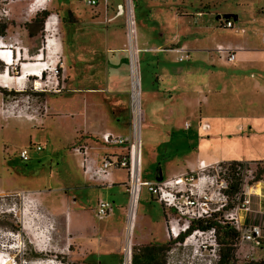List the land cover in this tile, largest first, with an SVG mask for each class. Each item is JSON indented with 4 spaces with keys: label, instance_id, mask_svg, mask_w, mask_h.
I'll return each mask as SVG.
<instances>
[{
    "label": "rangeland",
    "instance_id": "rangeland-1",
    "mask_svg": "<svg viewBox=\"0 0 264 264\" xmlns=\"http://www.w3.org/2000/svg\"><path fill=\"white\" fill-rule=\"evenodd\" d=\"M122 1L124 3V0H96V4L91 7L85 0H0V22L7 24L6 34L0 36L6 46L2 42L0 46L8 49L12 47L14 54V50L20 49L19 59L15 60L13 55L11 65L0 60V73H6L8 67L11 76H20L23 61L33 60L38 53L42 54L45 67L48 68L41 79L29 77L12 86L0 84L2 263L129 264L131 245L142 242L166 243L171 240L165 264H215L218 245L213 242L212 236L202 232L193 237L189 234L181 242H173L175 238L166 233L170 222L177 221L175 225L181 228L189 220V215L208 207L211 211L219 208L218 215L232 225L227 215L236 206L239 194L227 197L224 192L229 163L233 160L242 161L245 163L244 168H249L250 171H254L257 166H264L263 129L239 134L223 133L230 131L229 127L237 120L236 116L252 112L264 117V94L255 91L253 83H241L231 80L228 75L226 77L220 66L211 64L212 58L209 57L211 53L215 62L223 64L226 61L220 60L214 49L210 50L216 44L234 42L244 35H250L253 40H261L264 0H125L124 11H120V14L124 13L121 25L124 26L127 21L128 40L137 33L139 43L142 38H146L150 40L148 45L169 41L164 45L168 46L175 42L171 40L174 35L184 40L185 35L193 33L187 36L193 50L188 51V57L183 61L175 58L174 54L147 49L136 52L138 54L135 61L130 53L133 75L138 74L139 70L142 106L146 113V121H142L140 125L139 138L138 131L136 133L135 151H139L138 139L141 151L140 178L159 184L168 181L165 188L175 189L177 186L170 184L173 183L171 181L182 177V182L177 185L183 186L178 195L183 212L178 208L165 209L147 186H142L136 210L131 205L128 213L126 205L117 235L103 234L88 239L73 237L66 228L65 219L72 207H75L77 199L86 207H94L99 196L112 200L110 191L105 187H89L93 183H98L99 186H105L104 184L83 180V171L73 148L89 145L94 140L87 125L96 113L90 105L86 107L87 96L91 94L89 90L95 88L88 85L90 70L87 59L90 57L87 52L88 45L94 44L91 47L103 50L104 54V46L101 44L96 47L99 41L89 37V33L96 29L109 31L118 28L119 24L115 21L116 6ZM31 6L36 7L32 13L29 10ZM71 8H82L80 13L87 16L76 19L75 11ZM44 9L49 11V15L43 26L35 22L29 27L36 31L34 36H30L25 24ZM4 11L6 14L2 15ZM196 13L203 14V17H198L200 21H207L201 29ZM100 15V20H93ZM49 17L52 26L47 28L45 22ZM227 19L234 23L233 28L222 27L220 22ZM243 25L246 33L239 31ZM258 30H261L260 33ZM160 32L163 33V38L159 37ZM71 48L84 52V62H81L78 69L65 63L63 50L67 56ZM158 57L161 64L193 70L190 74L172 76V80L170 77L177 88L170 105L174 113L167 120V125L172 127L166 128V123L160 119V132L148 128L149 113L155 112V107H149L150 104L148 108L145 106V99L151 92L153 66ZM98 73L104 74L105 69ZM99 80L96 88L103 91L97 92L98 112L105 123V113L107 116L111 114V100L113 98L116 101L117 96L108 94L111 90L106 87L105 75L99 77ZM198 89L208 99V103L203 106L201 119L207 120L204 122H208L209 127L205 130L207 133L200 137H197L200 123L198 113L193 112L186 103L187 97L197 95ZM116 108L118 114L119 111L123 115L129 113L127 106L116 104ZM218 119H222L226 128H218ZM111 122L115 126L120 124L115 119ZM210 125L213 126L212 132ZM245 125L240 124L238 128L242 129ZM216 130L222 134L214 133ZM203 140L208 142L207 147L202 144ZM216 140L223 142L217 146ZM201 141L202 157L199 160L197 158V161L193 159L197 162L194 167L184 168L188 164L184 154L190 156L196 152ZM188 142L194 144L186 147ZM37 145H40V150H36ZM108 145L110 148L119 146ZM22 149L28 151L29 159L26 161L20 158ZM172 156L174 159L170 160ZM201 160L203 162L199 165ZM136 162L134 173L137 169ZM244 168L242 190H245L247 183L250 205L246 212H242L243 221L245 224H259L264 228V185L259 186L258 193L254 192L256 184L264 183V179L254 181V175ZM204 197L209 200L203 202ZM112 213L111 219H97L93 211V223L96 227L117 228V204ZM163 213L165 219L162 223ZM149 228L154 230L150 236ZM245 247L243 245V249L238 250L236 246L235 264H260L264 261V238L261 246L250 254H244Z\"/></svg>",
    "mask_w": 264,
    "mask_h": 264
},
{
    "label": "crops",
    "instance_id": "crops-1",
    "mask_svg": "<svg viewBox=\"0 0 264 264\" xmlns=\"http://www.w3.org/2000/svg\"><path fill=\"white\" fill-rule=\"evenodd\" d=\"M124 4H125V0L124 3L123 1L118 2L116 6L117 14L115 17V21L117 22V25L119 24L118 28L109 31H104V30L101 31L99 29H96L89 33L90 34L89 37L91 36V38L93 39L96 40L98 39L99 42L97 43L96 47L101 44L102 46H104V54H103V50L98 51L95 50L93 47H91L94 44L88 45L89 51L87 52L88 56L90 57V59L89 58L87 59V62H89V70H90L88 76L89 78L87 79L88 85L94 86L95 88L93 90H89L91 94L87 96L86 107L90 105L93 108V110L96 112L94 114V117L92 118L93 120L90 123L87 122L88 130L94 136V140H92L88 146L90 151V157L96 159L98 162H100L102 156L104 155H110V154L120 155L126 152V149L123 146H116L113 148L108 147L109 145L101 140L99 134L104 131H110L122 137H127L129 135V122H128L129 113L128 115L126 114L123 115L124 113H121L122 111H119L118 114V108H116V104L117 106L121 105V106L129 107L128 91L130 85V73H129L130 53L135 58L132 60L137 61L138 53L136 52H139L144 49L156 51V52L162 51L166 53H171L174 54L175 58L178 56V54L169 49L178 46H184L185 48L188 49L189 52L193 50L191 48V44L187 40V36H191L193 35V33H189L185 35L184 40H182V38H180L178 35H174L171 40L172 41L175 40V42L173 44H168V46H164V45L166 44V42L170 43L169 41L163 42V44L148 45L150 43V40L146 38H142L140 44L138 42L137 33L136 36L130 37L129 39L130 41H129L127 21L124 26L121 25L124 22L123 18L121 17L124 13L121 14L120 12L118 13V11H124L123 10ZM71 9L73 12L75 11L76 19H80L83 18V16L84 17L87 16L83 13H80L82 8H75V9L71 8ZM261 9L263 10V8ZM196 14L197 15L195 16L197 17L196 18L197 22H199L201 19H198V17H203V14H199V13ZM101 17L102 16L100 15V17L95 18L93 20L94 21L100 20ZM90 19H92L91 16ZM254 20L255 18L253 17L252 21ZM204 23L207 24V21L202 20L199 22L200 29L204 27L203 26ZM261 30L263 31V34H261L262 35L261 40H253V38L250 35H244L241 36L240 39H238L237 41L226 42L222 44V45L230 46L231 48L235 49V59L233 61L219 64L215 62V60H213L214 57L211 55V53L209 57L212 58L211 64L213 65L217 64L218 66H220L221 71L224 73L225 76L228 75L231 80L234 79L241 83L242 82L243 83L246 82L247 84L253 83L252 85L253 89L255 91H261L262 94H264V21L262 23ZM261 30H258L257 32L260 33ZM239 31L242 33H246V29L244 28V25L239 29ZM159 37L163 38L162 32L159 33ZM213 49L214 47L211 48L210 50ZM63 56L65 59V63L67 65L68 64L73 65V69H78L80 67L81 62L82 63L84 62L82 61L84 59V52H81L79 49L76 50L75 48L73 49L71 48L67 56L65 55V51L63 50ZM159 59L160 58L158 57L155 66H153L154 71L152 72V84H151L152 86L150 90L151 92H150V96H147L148 98L146 97L145 99V106L148 108V105L150 104L149 107H151L152 105H154L155 107L154 108L155 112L151 114L149 113L150 121L147 124L148 128L160 132L158 127V125H162L160 119H162L166 123V125H164L166 128L172 127L167 125L168 124L167 120H169L170 115L174 113V110L170 108V105L172 103L171 101L174 100V96L177 88L174 82L170 81V77L172 80V76H177V75L179 76L182 73L190 74L192 73L193 70L188 68L184 69L183 67L176 68L174 66L161 64ZM102 69H105V73L104 74L98 73V71H102ZM104 75L107 81L106 87H108V89L111 90V92L108 93L106 89V93L112 95V97L117 96L116 101L113 98L111 100L112 102V105H110L112 109L110 111L111 114L107 116V113H105L106 114L105 123L103 122V119L99 117V112H98L99 95H97V92H102L103 90L100 88H96L99 85L98 83L99 77ZM239 98H237V100H239ZM79 100L81 101V99ZM186 100H187L186 101L187 105L193 109V112L198 113L199 116L198 119L200 123H199V131L197 137H200V135L207 133L201 127V124L207 120L205 119L202 120L201 118H202L203 106H205V104L208 103V99L201 92V90L198 89L197 95H193L190 97L188 96ZM72 112L74 114H77V112L74 110ZM78 114H80V111L78 112ZM114 119L120 122L119 126L111 125L112 123L111 121ZM236 119L237 120L233 121V124L230 125L229 127L230 131H225L223 133L228 132L233 134H239L244 132H253L259 128L263 129L264 131V117L262 116H256V114L251 112V114L248 113L247 115L236 116ZM144 121H146L145 110H144L143 122ZM204 123H208V122H204ZM217 123H218V128L219 127L222 129L226 128L225 124L223 125L222 119H218ZM240 124H246V125L242 129H239L238 125ZM212 128L213 126L210 125L211 132L213 130ZM126 129L128 132H126ZM168 133L169 132L167 131V134ZM214 133L222 134V132L219 133L217 130ZM203 141H204L203 143L202 141L200 142V145L197 147L198 149L196 152H193L190 156H188L186 153L184 154V157L186 158V161L188 163L187 165H184V168L194 167L197 164V162H195L194 160L197 161V158L199 160L200 157H202L200 156L202 154L201 143L204 144L205 147L208 146V142H205V140ZM221 141L223 142V140ZM222 142L216 140L217 146L218 145L220 146ZM192 144H194V142L193 143L188 142L186 147H191ZM171 154L174 155V153ZM174 157L172 156L170 160L174 159ZM82 176H83V180L86 182L87 180H91L88 178L87 175H84L83 172H82ZM127 179L128 176L126 169L114 168L112 169L113 183L111 185L99 186L98 183H93L94 185L92 184L91 186H89L92 188L105 187L107 190L110 191L109 194L112 196V200H108L101 196H99L97 200L99 198H102L111 201L113 203V206L117 204L118 216H119V224L117 228H106V226L96 227L95 223H93V218L91 217L93 212V207H86L85 205L80 203L79 200L77 199L75 201V207H72L71 212L67 214L65 219L66 228L72 233L73 237H77V238L83 237L88 239L90 237L93 238L94 236H101L103 234L114 236L119 233L120 224L122 223V219H123L124 209L128 203ZM74 189L76 190V188ZM112 217H113V213H111L106 218L111 219ZM164 219L165 216L163 213L162 223ZM148 231H150V233L148 234L150 236L154 230L152 228H149ZM246 248H248V244H246L245 249ZM258 248H256L255 250H257Z\"/></svg>",
    "mask_w": 264,
    "mask_h": 264
},
{
    "label": "built area",
    "instance_id": "built-area-1",
    "mask_svg": "<svg viewBox=\"0 0 264 264\" xmlns=\"http://www.w3.org/2000/svg\"><path fill=\"white\" fill-rule=\"evenodd\" d=\"M87 5L94 6L96 4V0H85ZM6 11L2 13V15L6 14ZM120 11H118L119 13ZM46 24V22H45ZM221 25L225 28H233L234 23L227 19L224 22H221ZM236 29V28H235ZM237 30V29H236ZM2 40L0 39V43ZM3 43V42H2ZM4 44V43H3ZM47 44V40H46ZM4 46H6L4 44ZM10 55L13 54V48L10 49ZM42 50V49H41ZM40 50V51H41ZM171 51H174L178 54L177 59L179 61H183L187 59L188 57V49L184 46H178L174 47L172 49H169ZM216 55L219 57L220 60L231 62L235 59V49L231 48L227 45L217 44L214 48ZM15 52V60L19 59V52L20 49ZM45 72V71H44ZM130 85H129V91H128V98H129V127H130V134L127 137H122L120 135L114 134L110 131H104L99 134V137L101 140L106 144H115L119 146H123L126 149V152L123 154H113V155H104L102 156L100 162H98L96 159H93L90 157V151L88 145L83 146H76L73 148V153L75 156H78V164L80 168L82 169L84 175H87L89 179L94 181H99L101 184L104 185H111L113 183L112 181V169L114 168H124L127 171V194H128V203H127V209L129 213V209L131 205H134V209L136 210V202L138 195L140 193V189L142 186H147L150 193L155 198L158 199V201L166 208V209H173L178 208V210L181 211L180 207V201L178 199V195L180 192H182L180 185H177L178 179H175L170 183L173 186H177L175 189H166V184H169L168 181L159 184L154 181H143L140 178V163H141V151H140V141H139V151H138V157H137V169L136 174L134 173V167H135V159H134V150H135V139H136V133L138 131V138H139V129L142 121L144 120V110L142 107V90H141V80L139 75V70L137 75H133V70L130 65ZM40 77L43 76L42 71L39 73ZM30 78H33L31 76ZM201 127L203 130H206L209 125L208 123H202ZM40 145L36 146V150H40ZM20 158L24 161L28 160V151L26 149H22L19 153ZM203 160H201L198 164L201 165ZM216 164L218 161L215 162ZM237 165V169L240 170L243 174V168L244 166ZM249 170V168H244ZM250 171V170H249ZM255 171V170H254ZM254 171H250L252 174ZM254 175V174H253ZM182 180V177L179 178ZM244 180V179H243ZM182 182V181H181ZM244 191L242 190V193L238 195V201L234 209L228 213L227 219L230 220L232 226L238 231L237 236V242L236 246L238 247V250L243 249V245L248 244V248L244 249V254H250L252 251H254L256 248L260 247L262 244V239L264 238V228L263 226L259 224H245L243 221L242 212H246L250 205V195L247 191V183L244 186ZM208 197H204L203 202L208 201ZM191 203H193V200L191 199ZM114 206L111 201H108L106 199L99 198L94 207L93 211L95 213V217L97 219H102L104 217L109 216L113 212ZM217 211H211L208 207L202 208L199 212L196 213L193 212V215H189V220L187 223L181 227L182 230H179L178 225H175L177 221H171L169 228L166 230V233L168 236H173V238L177 237V235L180 232H183L188 227L189 221L198 219V218H209L212 216L214 212ZM183 212V211H181ZM185 213V212H184ZM216 220L223 219L220 215L217 214L215 217ZM202 232L208 233L210 236H212L213 242H215L214 238V230L208 229V230H193L191 232V237L195 236L196 234L200 235ZM216 243V242H215ZM244 255V256H245ZM218 259V255H216ZM217 260H215L216 263Z\"/></svg>",
    "mask_w": 264,
    "mask_h": 264
},
{
    "label": "trees",
    "instance_id": "trees-1",
    "mask_svg": "<svg viewBox=\"0 0 264 264\" xmlns=\"http://www.w3.org/2000/svg\"><path fill=\"white\" fill-rule=\"evenodd\" d=\"M48 15L49 11L44 9L39 13H36L35 17L32 18L29 23L25 24V27L27 28L28 34L30 36H34L36 34V31L32 30L29 27H31L35 22H38L40 26H43V23ZM6 29V22H0V36H4L6 34ZM237 165L244 166L245 163L237 160H233L229 163V175L228 177H226L227 185L224 189L227 197H229V195L231 196L233 194L242 193V183H244V177L242 172L237 169ZM253 174L254 181L264 179V175L262 176V174H264V166H257ZM217 214L218 213L214 212L209 218L203 217L190 220L186 230L180 232L177 237L173 239V242L183 241L185 237L191 234L193 230L213 229L215 242L218 245V259L215 264H235V250L238 231L232 225H229V222L227 220H216L215 217L217 216ZM170 241L171 240L166 243L142 242L131 245L129 260L130 264H165V255L169 250V246L171 244ZM260 264H264V261H262Z\"/></svg>",
    "mask_w": 264,
    "mask_h": 264
},
{
    "label": "bare ground",
    "instance_id": "bare-ground-1",
    "mask_svg": "<svg viewBox=\"0 0 264 264\" xmlns=\"http://www.w3.org/2000/svg\"><path fill=\"white\" fill-rule=\"evenodd\" d=\"M36 1H38V0H36ZM39 4H41V3H39ZM29 10H30V13H32L33 11L36 10V7L31 6V7H29ZM50 17H52V16H50ZM50 17L46 20L45 26L47 28H50L52 26V22L50 21ZM9 53H10V50L8 48H6L4 46H0V60H2L5 64H10L11 62L13 63L14 56L11 57V55ZM43 61L44 60L42 58V54H40V53L36 54L34 56L33 60L23 61L22 69H21L22 70L21 75L18 77L11 76V74L8 72V67H7L6 73H5V71H2L0 73V84L5 85V86H12L14 84L22 83L24 80L29 79V77H31V76H33V78L39 79L38 77H40V75H39L40 71H42V75H43V72L46 69H48L47 67H45L46 63H44ZM129 70H130V68H129ZM138 143H139V139H138ZM135 145H136V139H135ZM137 157H138V152H136L134 150L135 162L137 161ZM136 167H137V165H136ZM135 174H136V172H135ZM179 178L180 177H178L176 179H178L177 180L178 182H181L182 180H180ZM260 185L262 186V185H264V183L260 182V183L256 184V188L254 189V190H256V191H254L255 193H258L257 191L260 190L259 189ZM179 230H182V228L179 227ZM123 262H124V257H123ZM0 264H8V263L7 262H4V263L0 262ZM129 264H130V262H129Z\"/></svg>",
    "mask_w": 264,
    "mask_h": 264
},
{
    "label": "clouds",
    "instance_id": "clouds-1",
    "mask_svg": "<svg viewBox=\"0 0 264 264\" xmlns=\"http://www.w3.org/2000/svg\"><path fill=\"white\" fill-rule=\"evenodd\" d=\"M13 55H15V54H14V53H13V54H11V57H12Z\"/></svg>",
    "mask_w": 264,
    "mask_h": 264
},
{
    "label": "flooded vegetation",
    "instance_id": "flooded-vegetation-1",
    "mask_svg": "<svg viewBox=\"0 0 264 264\" xmlns=\"http://www.w3.org/2000/svg\"><path fill=\"white\" fill-rule=\"evenodd\" d=\"M35 15H36V14H35ZM34 17H35V16H34ZM34 17H33V18H34Z\"/></svg>",
    "mask_w": 264,
    "mask_h": 264
}]
</instances>
